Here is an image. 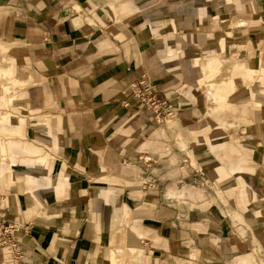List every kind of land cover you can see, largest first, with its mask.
<instances>
[{
  "label": "crops",
  "instance_id": "obj_1",
  "mask_svg": "<svg viewBox=\"0 0 264 264\" xmlns=\"http://www.w3.org/2000/svg\"><path fill=\"white\" fill-rule=\"evenodd\" d=\"M7 76L22 88L5 101ZM143 76L158 120L132 97ZM242 92L260 162L239 180L206 155L236 147L175 141H199L221 119L207 105L229 95L236 107ZM2 100V149L55 161L43 153L13 184L1 163L0 212L22 258L0 247V264H264V0H0Z\"/></svg>",
  "mask_w": 264,
  "mask_h": 264
},
{
  "label": "rangeland",
  "instance_id": "obj_2",
  "mask_svg": "<svg viewBox=\"0 0 264 264\" xmlns=\"http://www.w3.org/2000/svg\"><path fill=\"white\" fill-rule=\"evenodd\" d=\"M223 60L225 62L231 61L228 56H223ZM195 63H200V62H195ZM233 66H236L239 74H241L243 77L246 76L245 73H241V71L243 69V63L237 62V63H234ZM210 75L213 76L214 74L212 73ZM215 75H216V78H214V79H216V80L220 79L221 81H224L226 83L228 81L230 82L229 78H223V74H221L219 72H216ZM9 77H11V76H7V78H9ZM9 80H10V84L12 85V87L14 86V88H10L9 92L7 94H4L5 95V101H6V96H8V95L12 94L13 92H16L18 89L22 88L21 86H18V87L16 86V84H18L17 82H20V81H17L14 78H13V80H11V78H9ZM205 92H206L207 98H208V89L206 87H205ZM221 92L223 93L222 95L224 96V93L226 94V92H229V90L228 91L225 90V92H224V89H222ZM243 93L244 92H242L238 95V100H237L238 104L236 107L233 105H230L228 103L229 95L224 97L222 100H213V103L214 102L218 103L219 101H221L222 102L221 105H219V104L216 106L214 104L207 105V108L209 109L210 113L213 116H215L214 113H217L218 117L221 116V119H217L216 121H214V119L206 120L205 124H206L207 131L205 132L204 137L201 136V138H199V141L196 138L197 136H195L194 133L191 134L190 139L186 138L183 140V137L180 136V139L177 142L175 141V144H177V145L182 144L181 140L183 141V144H185V145H192L194 143L198 144L201 142L200 144L205 145L206 150H212V146L220 148V144H222V143H225L227 145H231L232 147H236L237 150H235V151L228 149V148L225 149L223 147V149L220 148V155H218V153L214 154V152L206 153V155H211L210 161H212L213 160L212 158L215 157L216 158L215 164L223 166L222 169L216 170V168H215L211 171L216 170V172L219 174H222V176L224 174L231 172L234 175H237L239 180H241L242 178H245L247 173L251 172V170H252L251 167L260 162V154L257 156V155H255V153L253 151V150H258V146L255 143H253L245 135L246 127L248 125V117L250 114L249 112L251 110V106H248L245 104V101H246L245 97H247L248 95H249L248 97H250L252 95H250L249 93L247 95H245ZM234 94H235V89H233V91H232V95H234ZM2 99H4V96ZM5 101L3 102V100H2V102H1L2 104L0 103V110L7 107V104H5ZM214 109H215V111H214ZM230 113H232V114L236 113L237 114V119H236L237 122L236 123L232 122V123H234V124H232V127H230V122H229V120H227V117L229 116ZM4 115L6 117H8L4 112L0 111V167H1V163H4V165L6 167L4 173H2L1 175H2V177H4L5 173H8L10 175L11 184H13V182L14 183L19 182L21 180L22 176L23 177L26 176V170L27 169L25 166H27L28 164H32V165L40 164L41 166H45L43 163L38 161V160H40L39 158L41 157V155H43V153H44V155L47 154L49 156L51 162L55 161V158L53 157L52 154L41 150L42 152L38 153V155L35 154L33 156V159H34L33 163H29L26 160L27 158H29V155L21 152V146L19 144L17 147H18V150L20 149V151L17 150L14 153V155H17V158L15 160H13L10 157L9 152L3 150L4 147L9 146L7 142L12 140L11 139L12 137H10L8 135V129L6 128L8 122L7 121H1L2 116H4ZM235 128H236V130H235ZM231 129H232V132L230 131ZM218 133H222L223 135L217 136L216 134H218ZM234 133L236 136H230V134H234ZM17 139H19V138H17ZM19 140L21 141V139H19ZM25 143H26L25 147L29 145L30 148H33L34 150L37 149L36 147H34V145L28 144L27 142H25ZM198 155H199V153H195L196 159H197ZM203 155L204 154H200V156H203ZM240 156H242L244 158V160H242L241 162H244L245 164H247V167L239 169L238 172H236L237 170H232L229 167H224L226 164L228 166V163H230V162H237L238 158ZM191 158L193 160L192 155H191ZM193 168L191 171L192 179L193 178H195L196 180L198 179V175H197V172H198L200 174V178L202 179V182H203V177L207 178L208 168H207V170L205 169L206 172H202V170H198L197 168L193 169ZM35 170H37V169L35 168ZM69 170L70 169H64V173L66 171L69 172ZM54 171L55 170L49 168L46 170V173H42V174H44L47 177L53 178L54 173H55ZM60 172H56V173H59V175H61V176L64 175V173H60ZM204 173H206V174H204ZM2 177H1V180H3ZM53 180L55 181V177L53 178ZM28 183H30V182H28ZM53 188L54 187L52 186V190H53ZM43 201H44L43 204H45V203L48 204V202L54 201V198H50L49 200H43Z\"/></svg>",
  "mask_w": 264,
  "mask_h": 264
},
{
  "label": "built area",
  "instance_id": "obj_3",
  "mask_svg": "<svg viewBox=\"0 0 264 264\" xmlns=\"http://www.w3.org/2000/svg\"><path fill=\"white\" fill-rule=\"evenodd\" d=\"M131 92L132 97L140 105L154 111L157 120L162 117L164 103L159 100L156 85L151 80L143 76L137 83L131 85ZM15 228V223L9 221L0 212V247L7 249L10 252V256L18 260L22 258V252L20 244L13 234Z\"/></svg>",
  "mask_w": 264,
  "mask_h": 264
}]
</instances>
